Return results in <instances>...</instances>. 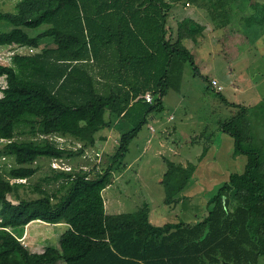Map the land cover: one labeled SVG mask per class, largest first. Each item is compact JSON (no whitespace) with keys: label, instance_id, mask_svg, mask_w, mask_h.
<instances>
[{"label":"trees","instance_id":"16d2710c","mask_svg":"<svg viewBox=\"0 0 264 264\" xmlns=\"http://www.w3.org/2000/svg\"><path fill=\"white\" fill-rule=\"evenodd\" d=\"M185 1L198 2L21 0L16 13L0 11V24L11 26L0 31V46L40 48L46 38L55 44L41 54L15 55L12 65L0 64V77L7 80L0 97V158L12 161L0 170V264H258L264 256V157L244 144L241 126L249 108L217 91L186 46L185 40L195 39L203 25L183 20L172 41L169 12ZM43 25L49 28L36 36L29 32ZM235 25L239 30L224 41L228 60L260 39L264 9L253 2ZM187 63L223 103L239 110L221 130L234 139L237 153L246 155L244 172L230 174L211 200L214 207L196 223L154 225L148 204L135 212L107 214L104 190L149 116L165 109L172 82L182 77ZM151 89L153 103L142 97ZM115 122L130 129L122 133L105 173L54 168V176L46 179L54 185L52 193L41 190L43 196L19 203L8 199L10 179L32 178L38 160L70 157L57 136L100 148L107 138H97V133ZM21 126L30 127L38 139L17 140ZM167 165L162 183L166 203L172 204L196 166L171 160ZM231 199L238 202L234 212ZM37 220L68 225L59 247L47 245L36 252L22 243L26 226Z\"/></svg>","mask_w":264,"mask_h":264},{"label":"rangeland","instance_id":"374dc122","mask_svg":"<svg viewBox=\"0 0 264 264\" xmlns=\"http://www.w3.org/2000/svg\"><path fill=\"white\" fill-rule=\"evenodd\" d=\"M21 0H0V11L17 12ZM256 2L264 9V0H198L182 2L169 12L168 26L173 30V42L177 41L180 22L187 18L203 25L195 39H186V46L195 55L202 72L208 75L216 90L223 93L230 102L241 104L248 109L242 123L245 146L259 150L264 157V32L260 39L248 49L226 59L224 41L236 28L235 21ZM249 12H251L249 10ZM49 28L43 25L29 32L36 36ZM11 26L0 24V31H8ZM54 40L46 38L40 48L28 46H0V64L12 65L15 55L41 54L45 49L54 47ZM7 86L6 77H0V97ZM130 90L129 85H125ZM154 89L151 92L155 102ZM140 95L137 99H139ZM165 109L149 116L148 124L130 145L129 152L120 169L114 172L112 183L104 190L107 214L135 212L146 204L150 207V221L157 226L186 221L196 223L204 219L214 205L211 200L216 196L231 173L245 170L247 157L237 153L234 139L221 130V124L239 113L238 109L223 103L218 94L208 89V82L195 77L189 63L185 64L183 75L172 82V87L164 101ZM110 118V112H107ZM111 128L98 132L97 138L108 136V142L100 141L101 147L85 146V143L71 136L56 137L57 141L71 153L64 159L49 160L42 158L33 166L37 173L30 179H10L12 189L7 197L14 203L22 199H36L53 192L54 185L46 181L56 173L54 166H62L74 172L105 173L115 155L122 133L130 127L114 123ZM164 134H163V133ZM164 135L162 140L160 137ZM43 138V136H40ZM16 139H38L30 132V127H18ZM1 142V140H0ZM4 144L0 143V149ZM176 150V151H175ZM167 160L188 167L196 166L191 182L178 195L179 200L166 203L164 175L168 170ZM132 167L127 169L131 162ZM10 159L0 158V170ZM15 182H22L17 185ZM55 191V190H54ZM233 197V194H231ZM238 206L231 199L230 210ZM1 221V218H0ZM65 223L50 224L41 220L26 226L22 243L30 250L42 252L47 245L59 247L60 237L67 230ZM57 264H66L63 261ZM258 264H264V256Z\"/></svg>","mask_w":264,"mask_h":264},{"label":"built area","instance_id":"2783aa9c","mask_svg":"<svg viewBox=\"0 0 264 264\" xmlns=\"http://www.w3.org/2000/svg\"><path fill=\"white\" fill-rule=\"evenodd\" d=\"M142 97L145 98L148 102L153 103V95H152L151 92H147ZM54 168H56V169H65L62 166H59V167L54 166Z\"/></svg>","mask_w":264,"mask_h":264},{"label":"crops","instance_id":"0c3cea01","mask_svg":"<svg viewBox=\"0 0 264 264\" xmlns=\"http://www.w3.org/2000/svg\"><path fill=\"white\" fill-rule=\"evenodd\" d=\"M101 133H104V131L102 130ZM101 133H99L98 136H99V135H102L103 137L107 138V142H108V138H109V137H108V136L106 137L104 134H101ZM162 133H163V132H162ZM163 134H164V133H163ZM163 134H162L161 137H160L162 140L164 139V135H163ZM104 142H106V140H105ZM175 151H176V150H175ZM132 163H134V161L131 162L129 165H127V169L133 166ZM24 234H25V233H24Z\"/></svg>","mask_w":264,"mask_h":264}]
</instances>
